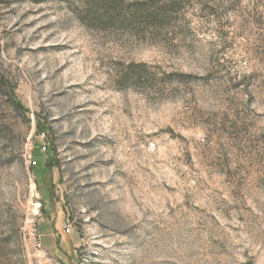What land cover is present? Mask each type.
Returning a JSON list of instances; mask_svg holds the SVG:
<instances>
[{
    "label": "rangeland",
    "instance_id": "rangeland-1",
    "mask_svg": "<svg viewBox=\"0 0 264 264\" xmlns=\"http://www.w3.org/2000/svg\"><path fill=\"white\" fill-rule=\"evenodd\" d=\"M83 2L0 0V264H264V0Z\"/></svg>",
    "mask_w": 264,
    "mask_h": 264
},
{
    "label": "trees",
    "instance_id": "trees-1",
    "mask_svg": "<svg viewBox=\"0 0 264 264\" xmlns=\"http://www.w3.org/2000/svg\"><path fill=\"white\" fill-rule=\"evenodd\" d=\"M155 0L127 2L125 0H84V21L89 26L105 28L126 27L135 23H158L166 19L162 7H155ZM143 65L131 64L127 68L126 76L139 73ZM0 83L5 87L7 94L14 104L26 111L18 100L15 87L4 77L0 76Z\"/></svg>",
    "mask_w": 264,
    "mask_h": 264
},
{
    "label": "built area",
    "instance_id": "built-area-1",
    "mask_svg": "<svg viewBox=\"0 0 264 264\" xmlns=\"http://www.w3.org/2000/svg\"><path fill=\"white\" fill-rule=\"evenodd\" d=\"M33 164L36 165L37 162L33 160ZM43 207H44V203L39 197H37V199L35 200L32 206V212H31L32 217L35 218L36 220L39 219L42 216ZM65 230L67 233H70L72 230V227L67 226Z\"/></svg>",
    "mask_w": 264,
    "mask_h": 264
}]
</instances>
